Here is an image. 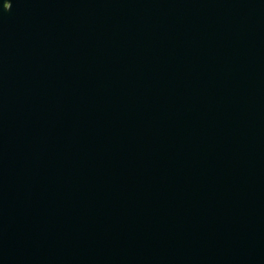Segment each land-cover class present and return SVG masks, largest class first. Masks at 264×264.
<instances>
[{
    "label": "water",
    "instance_id": "1",
    "mask_svg": "<svg viewBox=\"0 0 264 264\" xmlns=\"http://www.w3.org/2000/svg\"><path fill=\"white\" fill-rule=\"evenodd\" d=\"M0 264H264V0H0Z\"/></svg>",
    "mask_w": 264,
    "mask_h": 264
}]
</instances>
